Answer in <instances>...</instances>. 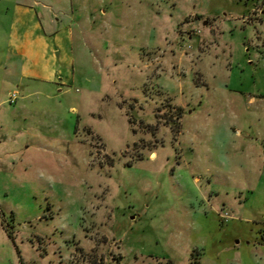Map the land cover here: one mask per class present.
Segmentation results:
<instances>
[{"label":"rangeland","instance_id":"1","mask_svg":"<svg viewBox=\"0 0 264 264\" xmlns=\"http://www.w3.org/2000/svg\"><path fill=\"white\" fill-rule=\"evenodd\" d=\"M21 1L73 43L18 79L0 0V264H264V0Z\"/></svg>","mask_w":264,"mask_h":264},{"label":"crops","instance_id":"2","mask_svg":"<svg viewBox=\"0 0 264 264\" xmlns=\"http://www.w3.org/2000/svg\"><path fill=\"white\" fill-rule=\"evenodd\" d=\"M32 5V3L30 4L25 1L15 0L11 9L10 26L6 36V45L11 48L18 57H23L22 66L18 70V79L20 77L34 76L35 73H33L30 66H27V63L31 59V55H33L31 49L36 43H38L42 49V51H39V54L41 52L40 55L45 63H51V66H53L51 67V72L46 75V77L47 79L51 80L54 78L55 80V75L61 73V67L58 63H62L63 60L66 59L65 56H70L69 52L73 43L72 28L68 23L57 25L53 19H50L51 25L49 24L48 28L44 27ZM57 79H59V77H57ZM228 100L232 102L235 101V98L233 99L231 96ZM232 114L238 118V113L233 112ZM251 138V134L248 131L230 126L229 132L226 133V136L221 143L223 142L226 146V150H224L226 154V151H232L234 154L243 150L251 152L255 149L253 146L254 142ZM253 153H257V151ZM226 154V159L224 156H221V159L210 160L208 164L205 165L204 171L200 174L204 176L208 185L211 187L214 178L223 177L224 175L228 176L230 174L229 167L231 166L232 161H235L234 156L236 155L228 157ZM249 160L251 162L248 165H253L254 162L257 164L258 155L255 159H252L251 157ZM253 167L255 166H252V168ZM259 171L261 173V170H258L257 173H259ZM194 178L198 179L199 176L195 175ZM216 192L217 191H213V189L209 190L208 200L212 199V194ZM224 204V201H222L223 206ZM210 208H213L211 203ZM215 211L217 210L215 209ZM5 235L6 237H9L7 231L5 232Z\"/></svg>","mask_w":264,"mask_h":264},{"label":"built area","instance_id":"3","mask_svg":"<svg viewBox=\"0 0 264 264\" xmlns=\"http://www.w3.org/2000/svg\"><path fill=\"white\" fill-rule=\"evenodd\" d=\"M15 99H16V91L10 92L9 95H8L9 102L14 101Z\"/></svg>","mask_w":264,"mask_h":264},{"label":"trees","instance_id":"4","mask_svg":"<svg viewBox=\"0 0 264 264\" xmlns=\"http://www.w3.org/2000/svg\"><path fill=\"white\" fill-rule=\"evenodd\" d=\"M7 234L9 235V237H11L12 238V232H11V230H7ZM195 263V262H194ZM196 264V263H195Z\"/></svg>","mask_w":264,"mask_h":264}]
</instances>
